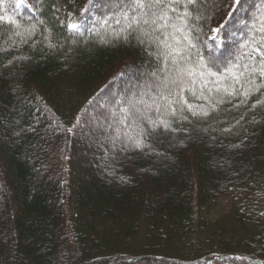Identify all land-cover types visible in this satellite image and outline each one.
Returning a JSON list of instances; mask_svg holds the SVG:
<instances>
[{
  "label": "trees",
  "instance_id": "1",
  "mask_svg": "<svg viewBox=\"0 0 264 264\" xmlns=\"http://www.w3.org/2000/svg\"><path fill=\"white\" fill-rule=\"evenodd\" d=\"M186 3H0V264H264V0Z\"/></svg>",
  "mask_w": 264,
  "mask_h": 264
},
{
  "label": "snow or ice",
  "instance_id": "2",
  "mask_svg": "<svg viewBox=\"0 0 264 264\" xmlns=\"http://www.w3.org/2000/svg\"><path fill=\"white\" fill-rule=\"evenodd\" d=\"M3 0H0V3H2ZM241 2V0H234V3L239 5ZM196 3V0H187V3L185 4V8H187V5H194ZM162 4H163V0H133V4H132V7L133 8H139V9H148L149 11H151V9L153 8H160V11H161V14L156 16L155 13H153V16H156V19H153L152 20V23H156V20H164L166 21V16H167V13L164 9V7H162ZM167 7H171V5H167ZM172 11H175V8H172ZM127 15V14H125ZM144 15L147 17L148 16V12H144ZM189 13L187 11L184 12V16H188ZM0 19H3V17H0ZM135 19V18H134ZM14 22V21H13ZM149 22L148 19H145L144 20V23L147 24ZM69 28L71 30H74V31H79V26L76 25V24H70L69 25ZM217 31H219V29H217ZM174 111V110H173ZM195 115V113H193ZM204 115H207V113H203ZM161 123L163 124V126L167 129L168 127H170V125L166 122H163L161 121ZM153 128H155L157 125L155 122H153ZM135 146L138 147V148H143L145 145V142H144V133L141 132L138 134V136L135 138Z\"/></svg>",
  "mask_w": 264,
  "mask_h": 264
},
{
  "label": "rangeland",
  "instance_id": "3",
  "mask_svg": "<svg viewBox=\"0 0 264 264\" xmlns=\"http://www.w3.org/2000/svg\"><path fill=\"white\" fill-rule=\"evenodd\" d=\"M206 17H207V15H206ZM206 17H204V18H206ZM156 19V18H155ZM199 19V18H198ZM155 25H158V26H162V23L157 19L156 20V23H155ZM163 42L162 41H160V40H158V42H159V45H160V47H163V48H165V50L166 51H168L167 52V54L169 53V45L167 44L168 42H169V40H170V37H169V35L168 34H165V36H163ZM148 40H149V42L150 43H152V42H154L156 39H154V37H152V40H150V38H148ZM156 42V41H155ZM171 52V51H170ZM211 88H216V86L215 85H212L211 86ZM124 93H127V91L126 90H124ZM135 98H136V96L134 95V97H133V95H132V97H131V99H130V103L131 104H133V103H135L136 102V100H135ZM141 110H139V113H138V117H140V118H142V119H139L138 118V120H142V121H148L147 119H146V117H147V114H148V112H149V105H147V106H145V104L143 105V106H141V108H140ZM105 127V123H102V127ZM130 134H135V136H136V134H137V129L136 128H134L133 127V129H132V132H130ZM129 133L127 134V135H130ZM128 139H126V141L123 143V146L124 147H129V146H131L132 144H134V141H135V137H133V138H129V137H127ZM115 139H118V136L116 135V138ZM111 144V149H120L121 147H122V145H116V143H113V141H111L110 142Z\"/></svg>",
  "mask_w": 264,
  "mask_h": 264
}]
</instances>
